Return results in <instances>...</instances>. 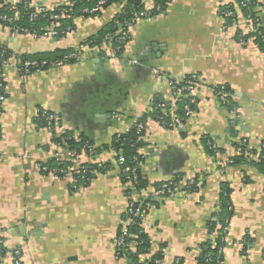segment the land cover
I'll list each match as a JSON object with an SVG mask.
<instances>
[{
	"label": "crops",
	"instance_id": "1",
	"mask_svg": "<svg viewBox=\"0 0 264 264\" xmlns=\"http://www.w3.org/2000/svg\"><path fill=\"white\" fill-rule=\"evenodd\" d=\"M67 1L7 0L48 10ZM236 3L168 0L151 21L138 20L131 27L120 51L117 40L98 39L118 15V4L76 18L74 29L60 39L18 34L0 25V47L13 61L56 51L79 56L77 62L31 76L3 71L0 237L7 253L2 264L12 263L15 249L22 264H126L115 258V237L128 202L143 197L154 201L143 223L150 242L143 259L161 251L158 264H198L224 184L231 190L232 214L222 240V264H264V175L256 165L264 144V53ZM256 3L262 17L264 0ZM231 4L234 28L225 27L221 16L223 6ZM142 5L151 11L155 1ZM188 76L197 78L188 93L192 115L183 130L165 128L157 117L168 113L171 119L179 96L170 83ZM219 86L231 91L236 113L213 93ZM41 111L55 115L52 131L43 126ZM143 116L138 153L147 189L127 196L114 155L105 147ZM61 137L92 145L78 157V167L98 163L110 165L109 170L77 192L68 178L44 176L41 165L54 156L68 160L65 145L56 143ZM243 141V154L252 164L232 166L230 159L241 154L237 149ZM178 178L174 192L157 195L155 185ZM190 181H196L193 192L183 190Z\"/></svg>",
	"mask_w": 264,
	"mask_h": 264
},
{
	"label": "trees",
	"instance_id": "2",
	"mask_svg": "<svg viewBox=\"0 0 264 264\" xmlns=\"http://www.w3.org/2000/svg\"><path fill=\"white\" fill-rule=\"evenodd\" d=\"M72 2L71 7H64V9L67 12V17L60 20L58 22V30L59 32L65 31L66 29L73 30L74 29V22L76 18L78 17H93L95 15H87L83 13L85 9H92L95 7L100 0H69ZM143 0H108L106 4L103 7V10H106L110 8L112 5H117L121 2H125L124 10L122 13H118V15H115L112 20L106 25V27L100 31L98 34V39L103 42L104 38L108 35H114L118 30H122V28L125 27V24L129 22L131 18H133L135 15L141 13L143 11ZM155 5L161 6V11L163 7H165V4L168 3V0H154ZM236 4L238 5L240 2H243L244 7H241L242 12L247 17V19L251 22L252 28H254V36H255V43L258 45V48L261 52L264 53V41L262 38H264V15L260 17L255 12V6L257 5L256 0H236ZM20 9L24 6L23 5H17ZM228 10H231L234 12L233 5H228V7H224L221 10V16H223ZM59 11V10H58ZM56 9L53 11H50V13H47L48 15L46 18H42L40 21L36 22L34 25H29L26 21H23L19 24L22 28H28L30 30V34L33 36L40 37L43 35V28L45 25H48L50 22L47 20V18L51 14L58 13ZM160 11V12H161ZM159 12V13H160ZM8 14L7 10L4 8L0 10L1 14ZM158 14V13H157ZM249 17V18H248ZM251 19V20H250ZM235 19L229 18L226 19L225 26H229L232 24V22ZM63 35L59 36L57 39H60ZM114 40L117 39V36L114 35ZM237 38L239 41H244L245 36H242L241 32L237 33ZM117 48L120 51L122 43L119 41L117 42ZM0 51L4 54V57H10V53L5 49L0 47ZM117 51V52H118ZM73 51H56L53 53H43L39 55L34 56H27V57H21V61L25 60H38V61H45L47 62V66L45 67L46 70L54 67L57 63V61H60L63 59L64 56L72 53ZM68 63H74V61H67L63 62L62 64H68ZM56 66V65H55ZM192 76H188L187 78L182 79L180 82H174L172 81V87H174V91L176 94H179L178 98L175 102V111L173 115L180 119L183 123L187 120V116H185V107H188L190 110L193 111L194 104L190 103V99L188 97V92H182L181 89L184 88L187 84V81L191 80ZM224 91H226L230 97H231V91H229L224 86ZM3 90L0 89V96L3 97ZM173 91V92H174ZM227 103L225 107L232 111L236 109L235 104L231 103V99H227ZM48 112H40V118L42 120L43 126H46V122L44 119V114ZM167 115V116H166ZM165 116H163L161 113H159V116L157 118H160V121H164L166 124L171 122L170 117L168 116V113ZM147 120L146 116L141 117L137 120L136 123H145ZM144 129V128H143ZM140 134H137L136 130V124L134 123L131 128H129L125 133L116 134L110 145L105 147V150L112 151L114 155V163L117 164V161L119 157L121 156L123 158V165L119 167V177L123 184H126L127 190L126 195L129 196L133 192L134 193H140L141 191H144L147 189V182L143 180V177L140 173V168L138 166L139 163H143L144 160L141 159V156L138 153V150L142 146L141 136L143 135V131L140 132ZM68 138H65V140ZM60 139H56V143H59ZM65 146L67 149L74 151L77 156H80L81 153H85L92 147L91 144H86L84 140H80L79 142H75L74 140H67ZM210 144V145H209ZM207 145L210 148V153L212 154V151H214V148L212 147L211 143H207ZM244 147L241 149V154L233 157L230 159V164L232 166H240L244 165V163H251L247 162V158L244 156ZM264 154V148H260V152L256 154L257 157H261ZM259 167V170L264 175V160L261 158L257 164ZM72 166V163L70 161H56L55 159H52L51 161L47 162L46 164L41 165V167H46L47 171L42 172L44 176H48L50 172H53L54 176L58 179L63 178L64 174L60 173V171H66L68 168ZM110 168V165H100L98 163H92L87 165H80L76 171H71V177L74 180V182L70 185V189L73 192H77L80 189L86 188L89 186L91 180H93L98 174L104 173L108 171ZM124 168L129 169V173H124ZM134 170V177L133 180L132 175L130 172ZM82 177H84V180H82ZM180 181V178L174 179L169 184V190L168 193L167 190L162 194V196H167L170 193L174 192L177 188L178 182ZM164 183H160L155 185V189H161L162 185ZM196 181H194L193 184L187 185L183 190L187 192H193L196 188L195 186ZM230 188L227 184H224L221 187L219 198H218V209L217 212L212 216V218L209 221V237L208 240L203 244L202 251L200 258L198 260V264H222V240L225 235V230L227 227V224L229 223V220L231 218L232 214V207L231 202L229 199L230 196ZM155 200V199H154ZM130 200L129 202H131ZM128 202V203H129ZM154 203L153 198L151 197H143L139 201L133 203L132 212H124V214L121 216V219L123 222L126 220H130V223L126 226L127 233L126 235L122 236L121 233V225L119 226L117 230L116 237H121L122 244L115 248V258L116 259H123L126 261V264H158L163 259V253L160 251L156 253L155 255L151 256L149 259H143L145 256H147L150 253V242L149 239L144 232V228L141 225L142 222L138 215L134 214L136 210L144 211L147 213L149 208L151 207V204ZM214 236V239L211 238V236ZM214 243V246L212 244ZM135 244V248L131 249V245ZM16 250V249H15ZM7 250L4 249L3 245L0 244V264H2L1 259L6 255ZM22 264V263H21Z\"/></svg>",
	"mask_w": 264,
	"mask_h": 264
},
{
	"label": "built area",
	"instance_id": "3",
	"mask_svg": "<svg viewBox=\"0 0 264 264\" xmlns=\"http://www.w3.org/2000/svg\"><path fill=\"white\" fill-rule=\"evenodd\" d=\"M108 0H100L98 2V4L93 7L92 9H85L83 11V13L87 14V15H97L100 12L103 11V7L106 4ZM239 5L241 7H244L243 2H240ZM72 6V2H70L69 0L60 5L59 7L55 8L56 11H58V13L56 14H51L47 20H49L50 22L48 23V25H45L43 28V35L42 36H46V37H51V38H58L59 36L63 35L65 36L70 29H66L65 31H58L56 30V28H58V22L64 18L67 17V12L62 9L64 7H71ZM124 6H125V2H121L118 4V9H119V13H122V11L124 10ZM224 7H228V5L223 6ZM7 10L8 14H1L0 15V25L6 27L7 29H9L11 32L14 33H18V34H23V35H31L30 34V30L28 28H22L19 26V24L23 21H26L29 25H34L36 24V22L40 21L42 18H46V16L48 15L47 13H50V11L53 10H48L45 7L39 6H31V5H24L21 9L14 4H9L7 2V0H0V10L2 9ZM161 11V6L160 5H155L153 10L151 11H141V13L135 15L133 18H131L129 20L128 23L125 24V27L122 28V30H118L114 35L117 36V41H119L120 43L125 42L128 39L129 36V30L131 29V27H133L135 25V23L138 20H147V21H151L154 16L159 13ZM223 20L225 21L226 24V19L229 18H233L235 19L231 25L229 26H225V27H232L234 28L236 26V17L233 11L228 10L223 16H222ZM249 18V17H248ZM251 20V19H250ZM114 35H108L104 38V41H110V40H114ZM33 36V35H32ZM40 36V37H42ZM62 36V37H63ZM37 37V36H34ZM39 38V37H38ZM264 41V38H262ZM79 60V56L77 53L72 52L66 56L63 57L62 60L57 61V63L55 64L56 66L61 65L64 61H74L77 62ZM130 65H135L136 62L135 60H131L129 62ZM53 65V66H55ZM47 66V62L45 61H38V60H25V61H21V60H17V61H13L11 60L9 57H4V54L0 51V89L3 90V83H2V75H3V71L6 69H16L17 71H19V73L23 76H31L34 74H37L39 72L45 71V67ZM154 75L156 77H158L160 75L159 72L155 71ZM197 83V78L195 76L191 77V80L187 81V84L184 88L181 89L182 92H188L190 90H192L194 88V86ZM171 89L173 90L174 87H172V83H170ZM224 86H219V87H214L212 88V91L215 95H217L219 101L221 102L222 105H226L227 103V99L230 98V95L224 91ZM174 91V90H173ZM176 95V92H173ZM3 97L0 96V104L2 101ZM190 103L192 104L193 101H190ZM192 110H190L188 107H185V116L190 117L192 115ZM231 113H236V109L230 111ZM1 116V114H0ZM44 119L46 122V126L45 128L48 131H52L53 128L55 127L56 124V117L55 115L51 114V113H45L44 114ZM137 122V121H136ZM136 130H137V134L141 135V131H143L144 125L143 123L139 122L136 123ZM161 124L165 127V128H176L179 130H183L184 129V123L176 118L174 115H172L171 117V122L166 124L164 121H160ZM60 142L57 143L58 145H67L66 141L67 140H71L70 138L66 139L65 138H59ZM246 144V141H243V144L241 143V145H239L240 147H243V145ZM210 145V144H209ZM260 148H264V144L260 145ZM242 148H238L237 151L240 153ZM68 150V160L72 163V166L70 168H68L66 171H60V173H63L64 176L63 178H68V180H70L72 183L74 182V180L71 177V171H76L78 169L77 166V162H78V157L77 154L74 151H71L69 149ZM264 160V154L259 158L256 157V160L259 161L260 159ZM56 161L62 162L60 161V159L57 158V156H54V158ZM141 159H144L143 157H141ZM123 158L120 156L116 166L121 167L123 165ZM141 163L138 164V166H140ZM41 171L45 172L47 171L46 167H41ZM120 171V170H119ZM124 173H129V169L128 168H124ZM130 174L132 175L133 180L135 179L134 177V170H132L130 172ZM49 175L53 178H56L53 174V172H50ZM82 180H84V177H82ZM194 181H190L188 184L191 185L193 184ZM169 184L165 183L162 185L161 189H156V193L157 195H162L164 194V192L167 190V192L169 193ZM137 202L136 200H132L131 202L128 203L126 212L131 213L132 212V208H133V203ZM136 215L139 216L141 222H142V226L143 223L145 221V217L147 215V213L144 211H139L136 210L135 213ZM130 223V220H126L125 222H122L121 224V233L122 236L126 235L127 230H126V226ZM212 239H214V236H211ZM0 244L3 245V239L0 237ZM122 244V239L121 237H115V241H114V245L115 248L119 247ZM212 246H214V243L212 244ZM120 260V259H119ZM11 264H21V251L20 249H16L13 251L12 253V263Z\"/></svg>",
	"mask_w": 264,
	"mask_h": 264
}]
</instances>
